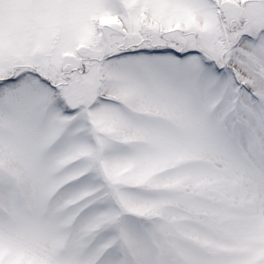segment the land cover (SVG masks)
Segmentation results:
<instances>
[{
    "label": "rangeland",
    "instance_id": "obj_1",
    "mask_svg": "<svg viewBox=\"0 0 264 264\" xmlns=\"http://www.w3.org/2000/svg\"><path fill=\"white\" fill-rule=\"evenodd\" d=\"M0 264H264V0H0Z\"/></svg>",
    "mask_w": 264,
    "mask_h": 264
},
{
    "label": "water",
    "instance_id": "obj_2",
    "mask_svg": "<svg viewBox=\"0 0 264 264\" xmlns=\"http://www.w3.org/2000/svg\"><path fill=\"white\" fill-rule=\"evenodd\" d=\"M223 37H224V31H223ZM97 76H98V70H97L96 73H95L96 84H98Z\"/></svg>",
    "mask_w": 264,
    "mask_h": 264
},
{
    "label": "flooded vegetation",
    "instance_id": "obj_3",
    "mask_svg": "<svg viewBox=\"0 0 264 264\" xmlns=\"http://www.w3.org/2000/svg\"><path fill=\"white\" fill-rule=\"evenodd\" d=\"M146 47H148V46H146ZM130 50L133 51V50H136V48L135 47H131ZM138 50H140V48H138Z\"/></svg>",
    "mask_w": 264,
    "mask_h": 264
}]
</instances>
